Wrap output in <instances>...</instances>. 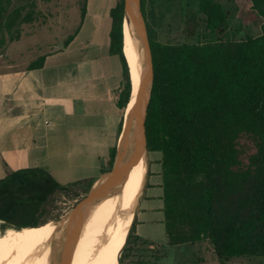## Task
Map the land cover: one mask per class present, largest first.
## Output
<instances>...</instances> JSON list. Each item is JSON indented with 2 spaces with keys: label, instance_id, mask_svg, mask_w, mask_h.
<instances>
[{
  "label": "trees",
  "instance_id": "trees-1",
  "mask_svg": "<svg viewBox=\"0 0 264 264\" xmlns=\"http://www.w3.org/2000/svg\"><path fill=\"white\" fill-rule=\"evenodd\" d=\"M156 4L141 0L154 68L145 131L149 152L161 154L167 247L207 242L222 264L243 257H260L257 264H264V0H251L263 20L260 36L232 40L212 37L224 27L226 13L218 1L202 0L209 33L193 43L154 37L149 18ZM34 5L35 0H0V48L21 38ZM111 16V48L124 61L127 102L125 0H117ZM42 64L43 58L33 67ZM77 187L82 185H62L41 168L6 167L0 179V240L27 237L26 227L46 223L42 217L51 201ZM124 214L104 219L109 235L99 249L116 242ZM134 225L120 264H159L167 247L139 236ZM8 255L0 251V264H7Z\"/></svg>",
  "mask_w": 264,
  "mask_h": 264
},
{
  "label": "crops",
  "instance_id": "crops-1",
  "mask_svg": "<svg viewBox=\"0 0 264 264\" xmlns=\"http://www.w3.org/2000/svg\"><path fill=\"white\" fill-rule=\"evenodd\" d=\"M116 3L93 12L86 0L79 21L65 8L58 20L68 31L62 44L33 15L22 25L21 38L0 48V179L6 167L41 168L62 185L80 183L86 189L106 174L126 129L131 98L130 93L125 102L123 58L111 48ZM23 40L25 48L14 46ZM41 58L43 64L33 67ZM150 178L151 166L134 227L139 236L163 244L162 181L155 184L162 192L148 197ZM148 198L159 202L151 212L142 209Z\"/></svg>",
  "mask_w": 264,
  "mask_h": 264
},
{
  "label": "rangeland",
  "instance_id": "rangeland-1",
  "mask_svg": "<svg viewBox=\"0 0 264 264\" xmlns=\"http://www.w3.org/2000/svg\"><path fill=\"white\" fill-rule=\"evenodd\" d=\"M90 2L91 11H105V9L115 2V0H88ZM202 0H156L155 15L149 18V23L154 32V37L161 42L174 43H193L205 37L207 31L204 17L200 12V2ZM224 7L226 13V22L223 28L217 30L212 37L214 39H242L246 36L256 38L262 32L263 20L261 16L251 9V0H216ZM85 0H35L34 16L39 27H47L52 32L50 38L62 44L64 36L68 31L59 23V17L65 8L71 9L72 16L76 20H80L82 7ZM102 3V5H99ZM103 13V12H101ZM25 26V24L23 25ZM35 26V25H34ZM209 35V34H208ZM14 46L25 48V40L15 43ZM151 162V188L148 191V197L157 195L162 191L155 186L156 183L162 181L159 172L161 165L159 163L161 154L158 152L150 153ZM118 171V170H117ZM113 176H105L93 186L98 190L100 184ZM92 187V188H93ZM91 189V188H90ZM89 189V190H90ZM88 190V192H89ZM83 187H77L69 192L59 194L55 197L48 206L46 214L42 217L44 224L30 227L27 237L36 239L35 237L43 236L41 241L57 243L61 228L65 225L64 222L76 212L80 207L81 202L88 195ZM114 199L108 200L101 204L100 208L121 202L119 191L114 192ZM159 204L156 201L147 199L143 203L142 209L146 212L151 207H156ZM150 207V208H149ZM157 208V207H156ZM157 211V210H155ZM4 226V222L1 223ZM48 225V226H47ZM157 229V227H155ZM135 232L136 229H135ZM163 245L167 247L165 238L161 237ZM165 242V243H164ZM40 259L21 258L8 255L7 264H18L28 261L30 264L38 262ZM262 259L260 257H243L232 259L224 264H257ZM159 264H222L217 256L212 252L207 242L196 244H184L176 247H167L166 255L159 259Z\"/></svg>",
  "mask_w": 264,
  "mask_h": 264
},
{
  "label": "bare ground",
  "instance_id": "bare-ground-1",
  "mask_svg": "<svg viewBox=\"0 0 264 264\" xmlns=\"http://www.w3.org/2000/svg\"><path fill=\"white\" fill-rule=\"evenodd\" d=\"M123 51L129 65L132 95L128 104L126 129L120 142L121 148L128 142V136L131 134L128 123L133 117L142 80L141 56L143 46L139 40L135 23L130 19V16L126 20ZM147 159L148 152L145 151L130 171L124 172V175H122L123 173L118 170L113 176L108 177L103 184H100L98 192L111 193L95 204L81 228L73 236L67 237L62 244H60V238L57 243H53L37 240L43 236L37 235L36 239L21 236L15 239L0 240V251L21 258L40 259L33 264H119V259L134 223L136 208L145 183ZM117 190L121 195V202L100 208L101 204L115 198L114 192ZM120 214H124V216L121 221L118 239L109 250L99 249L109 235V229L104 219L106 217H116ZM64 227L61 228L59 237ZM18 264L30 263L25 261Z\"/></svg>",
  "mask_w": 264,
  "mask_h": 264
},
{
  "label": "water",
  "instance_id": "water-1",
  "mask_svg": "<svg viewBox=\"0 0 264 264\" xmlns=\"http://www.w3.org/2000/svg\"><path fill=\"white\" fill-rule=\"evenodd\" d=\"M128 16H130V19L134 21L139 40L143 46V51L141 56L142 80H141V86H140L137 102L134 107L133 117L128 123V127L131 131L130 136H128L129 137L128 142L122 148L119 145L117 153L115 155V160L112 169L104 176H110L114 174L117 170H119L121 173H123L122 175H124V172L127 173L128 171H130L131 168L134 166L135 162L137 161V159L140 158L145 151H147L148 152V159L146 163L147 173H146L144 186L141 190V195H142L151 166L150 157H149L150 152L147 146V139H146L145 123L147 119L148 107H149L152 88H153L154 68H153V57H152L150 40H149L148 28L142 11L141 0H125L124 23L126 22ZM131 95H132V84H131ZM110 193L111 192H107L103 194L93 188L89 190L87 197L85 198L84 201L81 202L80 207L76 210V212H74V214L71 217H69L68 220L64 222L63 225H65V227L60 234L61 236L60 244H62L67 237L73 236L81 228V226L85 221V218L91 212L95 204L98 203L101 198L108 196ZM119 264H120V259H119Z\"/></svg>",
  "mask_w": 264,
  "mask_h": 264
}]
</instances>
